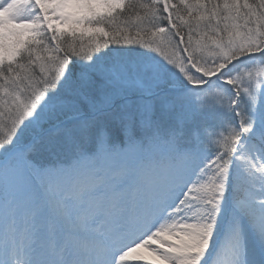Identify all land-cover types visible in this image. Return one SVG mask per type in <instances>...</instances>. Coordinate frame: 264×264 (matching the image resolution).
<instances>
[{
	"label": "snow or ice",
	"instance_id": "snow-or-ice-1",
	"mask_svg": "<svg viewBox=\"0 0 264 264\" xmlns=\"http://www.w3.org/2000/svg\"><path fill=\"white\" fill-rule=\"evenodd\" d=\"M0 264H264V0H0Z\"/></svg>",
	"mask_w": 264,
	"mask_h": 264
},
{
	"label": "trees",
	"instance_id": "trees-1",
	"mask_svg": "<svg viewBox=\"0 0 264 264\" xmlns=\"http://www.w3.org/2000/svg\"><path fill=\"white\" fill-rule=\"evenodd\" d=\"M225 135H226V133H225Z\"/></svg>",
	"mask_w": 264,
	"mask_h": 264
}]
</instances>
